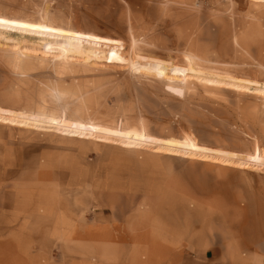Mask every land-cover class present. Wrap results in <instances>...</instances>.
Wrapping results in <instances>:
<instances>
[{
    "label": "rangeland",
    "instance_id": "obj_1",
    "mask_svg": "<svg viewBox=\"0 0 264 264\" xmlns=\"http://www.w3.org/2000/svg\"><path fill=\"white\" fill-rule=\"evenodd\" d=\"M0 16L121 58L0 27V264H264V0H0ZM76 120L101 130L63 135Z\"/></svg>",
    "mask_w": 264,
    "mask_h": 264
},
{
    "label": "bare ground",
    "instance_id": "obj_2",
    "mask_svg": "<svg viewBox=\"0 0 264 264\" xmlns=\"http://www.w3.org/2000/svg\"><path fill=\"white\" fill-rule=\"evenodd\" d=\"M0 27L2 28H19V29H24L25 31L29 32H36V33H43L49 36H57V37H62L65 38L68 44L64 45L62 47V53L66 52H71V53H76V54H88V56L84 59H90L91 56H94L95 58H99V55H104L112 58H120L119 55V50H118V44H120L117 40H113L110 38H104L98 35H95L94 33L91 32H84L80 31L79 28L77 30H73L71 28H66V27H61L58 25H55L51 22H33V21H28V20H23L20 18H12L8 16H0ZM88 44V47H84L83 45ZM158 53V52H156ZM154 51L150 50H142L139 49L135 52L138 58H143L145 60H148L149 62L155 63L159 61H165L167 63L168 61L165 60V58H162L160 55L156 54ZM30 56V55H29ZM27 56V57H29ZM67 56V55H65ZM52 57H55V59H59L61 56L60 55H52ZM68 58V57H65ZM101 58V57H100ZM72 61H78L80 59L78 58H69ZM121 59V58H120ZM130 66L133 65L131 61L129 62ZM149 63V64H152ZM95 66L99 67V64H93ZM157 66V64H156ZM159 66V65H158ZM102 67H104L102 65ZM189 69H193V66H190ZM194 70V69H193ZM198 72H203L202 70H198ZM204 73H207L204 71ZM184 81L187 78L182 75H175L173 76V79ZM261 95L264 96V92H261ZM73 125L76 126V129L74 130H68L66 134L62 132L63 135L71 136V137H77V138H83V137H88L92 136L93 132L92 131H87L85 128L89 129H98L101 130V128L90 122H86L83 120H76V122H73ZM71 127V126H70ZM84 129V130H83ZM44 130V129H43ZM43 130H37V131H43ZM46 131V130H45ZM112 133H119V131H112ZM122 135H131L130 133H125L121 132ZM137 137L140 138H151L146 135H141L140 134H134ZM132 137V136H130ZM138 144H126L124 145L125 147L130 146V147H137ZM195 145V144H194ZM247 190L249 189V184L246 187ZM248 193V192H247ZM250 202H251V211H255L254 207V200L251 198L252 193L250 194ZM258 211L262 213L264 211V203L261 202ZM186 228H190L191 224L187 223L185 226ZM256 232H258V227L254 228Z\"/></svg>",
    "mask_w": 264,
    "mask_h": 264
}]
</instances>
